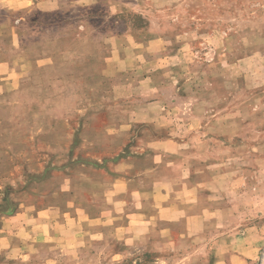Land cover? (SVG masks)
<instances>
[{"label": "rangeland", "instance_id": "1", "mask_svg": "<svg viewBox=\"0 0 264 264\" xmlns=\"http://www.w3.org/2000/svg\"><path fill=\"white\" fill-rule=\"evenodd\" d=\"M257 233L264 0L0 8V264H214Z\"/></svg>", "mask_w": 264, "mask_h": 264}, {"label": "crops", "instance_id": "2", "mask_svg": "<svg viewBox=\"0 0 264 264\" xmlns=\"http://www.w3.org/2000/svg\"><path fill=\"white\" fill-rule=\"evenodd\" d=\"M28 5V0H0V8L3 6H7L9 8H24ZM204 183L199 181L195 186H184V188L178 186L174 187L172 191L175 193L174 196L177 198H181L183 196H197L202 190H204ZM193 194V196H192ZM180 197H179V196ZM178 207H173L172 212H176ZM207 213H212L213 211L200 210V214L204 215ZM68 214L63 215V219L60 221L63 224L64 220H68L71 218L67 216ZM45 221H43L44 223ZM65 224V223H64ZM202 240V238H200ZM229 244L225 247L223 243L217 244V249L220 247L218 252L215 254L214 264H255L258 260V255L260 248L264 244V238L258 233L254 236H249L246 234L239 235L234 239L230 238ZM231 241V242H230ZM76 243L73 246H63L64 250L62 252H66L65 248H74L77 250L83 247V243L81 241L76 240ZM229 246V247H228ZM192 256V255H191Z\"/></svg>", "mask_w": 264, "mask_h": 264}]
</instances>
